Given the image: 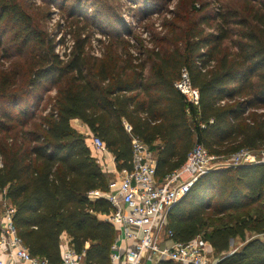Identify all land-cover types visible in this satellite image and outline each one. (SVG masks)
I'll use <instances>...</instances> for the list:
<instances>
[{
    "label": "trees",
    "instance_id": "1",
    "mask_svg": "<svg viewBox=\"0 0 264 264\" xmlns=\"http://www.w3.org/2000/svg\"><path fill=\"white\" fill-rule=\"evenodd\" d=\"M53 5L62 16L84 8L75 11L69 0H0V194L14 207L31 256L59 264L65 234L83 253L81 264H111L117 234L104 217L112 207L89 195L107 190L110 179L91 136L103 141L117 170L132 169V138L142 141L154 154L158 182L195 144L223 158L264 150V0H178L163 34L147 38L150 47L134 56L125 52L129 37L106 28V47L89 53L88 25L116 19L94 13L83 15L82 26L72 18L75 40L61 57L48 29ZM182 69L197 103L175 86ZM166 228L176 241L202 237L216 264H264V162L200 176L168 211ZM235 239L242 244L231 248Z\"/></svg>",
    "mask_w": 264,
    "mask_h": 264
},
{
    "label": "built area",
    "instance_id": "2",
    "mask_svg": "<svg viewBox=\"0 0 264 264\" xmlns=\"http://www.w3.org/2000/svg\"><path fill=\"white\" fill-rule=\"evenodd\" d=\"M57 52L63 57L65 50ZM175 86L197 103L198 91L191 86L185 69ZM126 128L129 130L130 127L126 125ZM91 141L94 148L107 152L99 137L91 136ZM131 142L132 169L120 170V178L110 181L107 190L89 192L92 197L110 203L112 211L104 219L119 230L123 240L132 243L121 252V246L115 240L111 246V264H118L120 260L124 264H142L147 252L156 254L158 260H171L176 264H216L218 258L209 256L208 242L202 237L196 236L187 242L173 239L172 231L166 228L167 213L203 174L215 168L264 162V151L255 153L240 149L223 158L215 157L202 145L195 144L184 163L158 182L154 154L139 139L132 138ZM4 193L2 190L0 194V264H50L45 259L31 256L22 243L13 220L14 207L5 199ZM63 235L59 264H81L83 253L76 252L69 245L68 237Z\"/></svg>",
    "mask_w": 264,
    "mask_h": 264
},
{
    "label": "rangeland",
    "instance_id": "3",
    "mask_svg": "<svg viewBox=\"0 0 264 264\" xmlns=\"http://www.w3.org/2000/svg\"><path fill=\"white\" fill-rule=\"evenodd\" d=\"M36 6L42 4V0H34ZM70 7L77 5L75 11H79L82 8V13L77 16L74 13L70 15L69 9L63 10V16L61 10L56 5L50 7V19L48 20V29L50 33L54 34L56 42V51L59 52L71 49L75 40V25L70 24L74 18H79V25L82 26L85 23L83 15L92 16L96 13L98 17L116 16V19H111L109 25L105 23L100 24V27H92L88 25L86 30L82 33L89 35L90 43L88 44L89 53L93 56H98L102 47H106L109 41V37L105 34L106 29L115 30L119 29L121 35H127L126 39H129L130 45L126 47L125 52L132 54L133 56L142 51L143 47H150L151 37L155 32L159 35L163 34L162 25L165 20H169L173 15V7L178 0H80V2H72ZM175 8V7H174ZM44 10V8L42 7ZM173 9V10H172ZM240 9V8H239ZM241 10V9H240ZM73 18V19H72ZM106 28V29H105ZM93 29V30H92ZM74 31V32H73ZM150 34V35H149ZM143 40V41H142ZM141 41V44H140ZM101 44V45H100ZM143 46V47H141ZM101 47V48H100ZM65 48V49H64ZM141 54V55H142ZM4 66L7 67L9 61L4 60ZM55 90L52 88L49 92H44L45 97L53 96ZM73 127L84 136L87 135L86 131H83L74 122ZM253 152H260L264 150H252ZM242 241L235 239L231 242V248L240 246Z\"/></svg>",
    "mask_w": 264,
    "mask_h": 264
},
{
    "label": "crops",
    "instance_id": "4",
    "mask_svg": "<svg viewBox=\"0 0 264 264\" xmlns=\"http://www.w3.org/2000/svg\"><path fill=\"white\" fill-rule=\"evenodd\" d=\"M76 122V124L78 125V127L80 129H82L83 131H86L88 133V131L86 130V127L84 126V124L79 121L78 119H73L72 120V124ZM92 152L93 155L96 157V160L99 162V164L101 165V167L103 168V170L105 171L108 179H110V181L113 180H118L120 178V170H117L113 157L111 155L110 152H104L102 150L96 149L94 148V146L92 145ZM114 226V225H113ZM115 230H116V239L118 241V245L121 246V252H124L125 249L127 248V246H131L132 243L130 241H125L123 240V238L120 237L119 235V230L114 226ZM66 237V235H63V237ZM169 243V242H167ZM207 251L209 256H212L214 258H218V255L214 252L213 248L211 247V245L208 243V247H207ZM158 257L156 254H151V253H145L144 257L142 258V264H158ZM118 264H124V262L122 260H120L118 262ZM173 264H176L175 262H173Z\"/></svg>",
    "mask_w": 264,
    "mask_h": 264
}]
</instances>
